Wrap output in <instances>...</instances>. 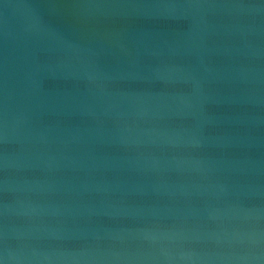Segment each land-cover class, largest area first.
I'll list each match as a JSON object with an SVG mask.
<instances>
[{
  "label": "water",
  "instance_id": "water-1",
  "mask_svg": "<svg viewBox=\"0 0 264 264\" xmlns=\"http://www.w3.org/2000/svg\"><path fill=\"white\" fill-rule=\"evenodd\" d=\"M0 258L264 264V0H0Z\"/></svg>",
  "mask_w": 264,
  "mask_h": 264
},
{
  "label": "clouds",
  "instance_id": "clouds-1",
  "mask_svg": "<svg viewBox=\"0 0 264 264\" xmlns=\"http://www.w3.org/2000/svg\"><path fill=\"white\" fill-rule=\"evenodd\" d=\"M0 264H7L6 259H4V258H0Z\"/></svg>",
  "mask_w": 264,
  "mask_h": 264
}]
</instances>
